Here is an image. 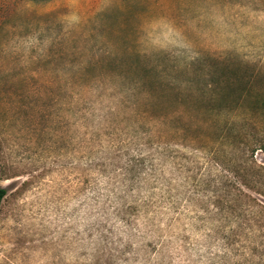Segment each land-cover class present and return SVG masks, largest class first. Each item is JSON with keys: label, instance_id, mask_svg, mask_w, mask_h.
<instances>
[{"label": "rangeland", "instance_id": "rangeland-1", "mask_svg": "<svg viewBox=\"0 0 264 264\" xmlns=\"http://www.w3.org/2000/svg\"><path fill=\"white\" fill-rule=\"evenodd\" d=\"M180 14L0 0V264H264L260 13Z\"/></svg>", "mask_w": 264, "mask_h": 264}, {"label": "snow or ice", "instance_id": "snow-or-ice-1", "mask_svg": "<svg viewBox=\"0 0 264 264\" xmlns=\"http://www.w3.org/2000/svg\"><path fill=\"white\" fill-rule=\"evenodd\" d=\"M167 5L175 10L174 20L177 26L181 27L182 29H187L186 35L192 39H196L197 28L195 23L190 19H187L185 16L181 15L180 13L187 8H191L194 5L200 3V0H165ZM206 2H214V0H206ZM245 7L249 9V17L252 20H255L257 17V12L260 13L259 21L261 24L262 30H264V0H245ZM255 9V11H253ZM247 23V20L245 21ZM220 224L222 225L221 233L224 236V239L218 240V245L223 248V253L229 252L228 244L225 241L231 243L230 236L228 234V229H236L237 224L236 222H229L228 219L221 220ZM262 227H264V221H261ZM232 236L238 235L237 232L233 231L231 233ZM238 247V246H237ZM221 253V255H223ZM215 255V252L213 253Z\"/></svg>", "mask_w": 264, "mask_h": 264}, {"label": "trees", "instance_id": "trees-1", "mask_svg": "<svg viewBox=\"0 0 264 264\" xmlns=\"http://www.w3.org/2000/svg\"><path fill=\"white\" fill-rule=\"evenodd\" d=\"M261 150L264 152V148H261ZM6 195H7V192H6V190L2 187V185H1V181H0V211H1L2 203H3V201H4L5 197H6Z\"/></svg>", "mask_w": 264, "mask_h": 264}]
</instances>
